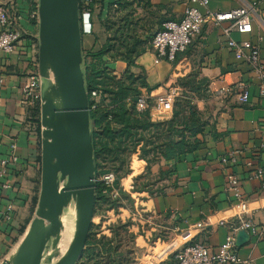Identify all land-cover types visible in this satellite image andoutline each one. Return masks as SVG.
<instances>
[{
  "label": "crops",
  "instance_id": "obj_1",
  "mask_svg": "<svg viewBox=\"0 0 264 264\" xmlns=\"http://www.w3.org/2000/svg\"><path fill=\"white\" fill-rule=\"evenodd\" d=\"M209 1L205 8L189 0H97L94 33L83 37L82 52H89L106 40L104 22L120 5L126 10L117 16L130 12V18L138 22L141 37L158 32L167 21H182L189 7L207 16L256 5V11L250 14V33H239L230 22H207L177 65L176 59L174 62L158 60L151 46L136 60L133 72L144 73L152 90L150 94L155 98L169 91L179 95L184 89L179 81L193 80V87L199 90L200 96L194 92L189 94L203 115L206 127L198 136L202 143L200 149L152 165L150 172L155 181L161 172L169 174L159 184V192L132 195L139 197L140 213L150 219L153 232L166 226L171 235L177 233L179 243L170 245L169 251L175 245L178 252L198 242L217 249L232 233L231 225L236 222V216L241 215L254 228L246 231L249 240L238 246V255L246 264H264V196L259 192L264 178H253L258 171L264 173V101L259 95L264 81L246 58L251 52L249 49L244 50V57L236 54L237 47L244 44L257 48L264 74V0ZM36 2L39 5V0H0V7L10 11L25 35L18 54H0V172L5 171L0 177V264L17 252L35 218L40 197L41 132H35L28 125L29 111L22 94L29 36L39 35V21L32 18ZM110 67L123 72L127 65L114 63ZM228 89L236 93L247 89L249 102L239 103L237 94L219 96L220 91ZM13 154L17 162L2 167L1 162ZM229 174L242 179V206L228 189ZM124 181H130L129 190L132 179L128 177ZM67 233L65 251L70 241L68 230ZM172 261L173 257L165 264Z\"/></svg>",
  "mask_w": 264,
  "mask_h": 264
},
{
  "label": "water",
  "instance_id": "obj_2",
  "mask_svg": "<svg viewBox=\"0 0 264 264\" xmlns=\"http://www.w3.org/2000/svg\"><path fill=\"white\" fill-rule=\"evenodd\" d=\"M41 189L35 218L3 264H78L96 207V166L89 96L82 69L79 0H39ZM74 204L75 232L59 256L63 215ZM249 240L237 236V246Z\"/></svg>",
  "mask_w": 264,
  "mask_h": 264
},
{
  "label": "trees",
  "instance_id": "obj_3",
  "mask_svg": "<svg viewBox=\"0 0 264 264\" xmlns=\"http://www.w3.org/2000/svg\"><path fill=\"white\" fill-rule=\"evenodd\" d=\"M124 9L125 6L120 5L119 9L104 22L103 27L107 33L106 40L91 51L83 53V72L89 98L93 92H102L106 95V98L102 99L103 103L96 109H92L93 103H90L96 180L100 175L108 172H115L119 177L117 172L119 165L111 170L102 171L103 160L109 159L113 163L123 160L124 164H129L138 155L141 157L143 174L138 182L137 180L133 182L132 193L122 190L116 200L109 196L108 191L106 194L104 193L106 188L102 183L96 182V207L100 203L117 207L123 197H128L129 194L159 192L161 190L159 184L168 178L169 174L161 172L155 181L150 172L152 165L200 149L202 143L198 136L203 134L206 127L203 115L193 104L192 96L188 97L186 101L180 99L176 101L173 116L167 121L153 122L149 112L139 113L136 110L135 105L139 98L138 89H146V95L150 94L152 90L147 85L144 73L136 74L133 72V68L136 67V60L150 49L151 41L157 32L148 34L146 37L139 36L138 22L130 18V12L117 16ZM33 10L38 13V2L34 4ZM184 53L176 55V65ZM114 63H124L127 68L123 72L116 71L110 67V64ZM192 81L189 78H184L181 79V83L179 81V84L186 87L188 83L190 87L185 92H194L200 96L198 95L199 90L194 89ZM179 107L182 109V114L188 111L187 117L178 111ZM39 115L38 109L32 111L30 113L32 122L38 123ZM141 183L143 184L142 188L138 189ZM111 232L114 237L115 233L113 230ZM91 238L92 230L86 247L96 248V251L99 249L100 255L106 257L109 264H117V261L113 260L112 254V251H115L112 249L113 238L108 239L103 236L101 241L97 242L91 241ZM105 242L107 243L105 244ZM97 243L100 246H96ZM89 261V258L86 261L82 259L78 264H88Z\"/></svg>",
  "mask_w": 264,
  "mask_h": 264
},
{
  "label": "built area",
  "instance_id": "obj_4",
  "mask_svg": "<svg viewBox=\"0 0 264 264\" xmlns=\"http://www.w3.org/2000/svg\"><path fill=\"white\" fill-rule=\"evenodd\" d=\"M194 5H200L207 8L209 0H189ZM96 0H79V16L80 25L83 37L91 36L94 33V15H95ZM256 11V5H248L244 8L235 9L228 13H210L207 16L194 8L186 9L184 17L180 22L167 21L162 25V29L158 31L151 43V50L154 52L158 60H166L174 62L177 54L184 53L193 45L195 40L201 35L202 29L207 22L216 23H232L234 28L239 33H250L252 31L250 14ZM32 18L37 19L38 13H34ZM24 34L17 27V22L13 18L10 11L5 7H0V54L15 55L21 49L20 45L24 39ZM30 49L27 53V67L24 73V86L22 94L25 99L26 107L29 111L28 125L35 131L41 132V77L39 73V35L29 36ZM250 50L247 60L252 68L261 75L264 81V74L260 67V54L257 48L250 44H244L242 47H237L236 54L239 58L244 57V50ZM2 80L0 79V83ZM237 94L238 101L241 104H247L250 100L249 91L244 89L241 93H236L234 89L222 90L219 96ZM259 95L264 101V82L260 85ZM175 91H169L166 95L155 98L152 94L143 95L138 98L136 110L139 113L149 112L153 122H163L169 120L173 115V108L176 97ZM106 98L102 92H93L89 98L90 103H93L92 109L100 106ZM107 103V102H106ZM39 110V122H32L30 113L34 110ZM91 110V107H90ZM39 129V131H38ZM13 150L15 147H12ZM17 162L16 156L13 154L10 159L2 161L1 166L7 167L11 163ZM225 164L226 161H223ZM232 163L235 160L232 159ZM5 175V171L0 172V177ZM254 179H263L264 173L261 171L253 175ZM228 189L234 192V196L240 206L243 205L242 198V179L238 175H228ZM96 182L102 183L109 196L116 200L120 196V192L131 193L133 184L129 190L122 186V181L115 172H108L99 176ZM120 184V185H118ZM5 188H8L5 186ZM264 196V185L259 191ZM239 206V207H240ZM236 222L231 225V234L227 236L223 245L217 249H211L203 243H194L188 245L182 250L173 253L172 264H246L238 255L237 235L242 231L252 230L254 228L250 221L244 220L241 215L236 216Z\"/></svg>",
  "mask_w": 264,
  "mask_h": 264
},
{
  "label": "rangeland",
  "instance_id": "obj_5",
  "mask_svg": "<svg viewBox=\"0 0 264 264\" xmlns=\"http://www.w3.org/2000/svg\"><path fill=\"white\" fill-rule=\"evenodd\" d=\"M189 87L190 86L187 83V86L183 87L186 89H183V91L179 93L175 102L179 99L181 101H186L188 97H191L189 93L185 92ZM138 90L139 97L147 94V91L144 88H139ZM182 105L185 106L184 104ZM178 111L182 114V109L180 107L178 108ZM182 115L184 117L186 115L187 117L188 111H185ZM140 159L141 157L138 155V157L129 162V164H124L123 160L116 163H113L109 159L105 161L103 160V166L101 169L102 171L111 170L119 165L117 172L122 182L128 177H130L133 182L136 180L138 182L143 174ZM123 184L126 186V189H128L130 181H124ZM142 185L143 184L141 183V185L138 186V189L142 188ZM134 196L135 195L129 194L128 197H123L117 207H112L106 203H100L95 207L96 215L93 218V227L91 228V241H101L103 236L108 239L113 238L112 249L115 251H112V254L113 260H116L117 264H165L171 259L173 253L176 251V245L170 251L168 250V247L176 243L178 245L179 240L176 237L177 233L171 235L166 226V229H158V231L153 232L154 225L151 223L150 219L140 213V199L139 197ZM75 213V206L74 204H71L63 215V218L65 219L64 224L66 225L70 238L68 247L74 237ZM67 230L65 229L62 234L59 256L65 253L68 238ZM112 230L115 233L114 237L111 232ZM106 243L107 242H105V244ZM96 246H100V244L97 243ZM95 249L92 247H86L81 260L84 259V261H86V259L89 258L90 261L87 262L88 264H109V260L100 255V252L98 251L99 249H97V251Z\"/></svg>",
  "mask_w": 264,
  "mask_h": 264
},
{
  "label": "bare ground",
  "instance_id": "obj_6",
  "mask_svg": "<svg viewBox=\"0 0 264 264\" xmlns=\"http://www.w3.org/2000/svg\"><path fill=\"white\" fill-rule=\"evenodd\" d=\"M65 224H64V218H63V230H64Z\"/></svg>",
  "mask_w": 264,
  "mask_h": 264
}]
</instances>
